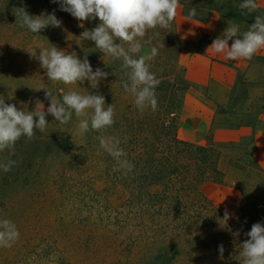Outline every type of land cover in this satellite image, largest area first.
Wrapping results in <instances>:
<instances>
[{
    "label": "trees",
    "instance_id": "obj_1",
    "mask_svg": "<svg viewBox=\"0 0 264 264\" xmlns=\"http://www.w3.org/2000/svg\"><path fill=\"white\" fill-rule=\"evenodd\" d=\"M21 7L33 16L54 13L62 25L32 33L17 22L14 12ZM217 9L209 3L205 14L196 8L197 15L191 18L190 9H184V17L201 21ZM80 23L52 0H0V84H9L0 89L5 103L18 109L23 101L27 102L24 105L36 103L45 94V89H36L44 87L60 101L68 91L101 94L105 108L112 104L115 111V122L106 130L90 129L76 140L79 119L73 113L68 124L56 121L55 133L45 139L22 136L14 149L0 152V163L15 161L12 171L0 169V220H10L20 233L12 247L0 248V264H90L94 256L83 254L95 242L104 260L113 258L112 264H239L241 244L248 239L244 233L252 224L264 223V169L246 158L249 140L218 144L208 137L205 145L196 146L177 137V93L189 86L179 52L186 44L193 46L192 52L196 42L180 39L176 19L168 29L147 31L140 42L158 48V54L148 62L159 81L158 107L141 111L122 86L121 61L103 56L93 41L80 37L83 31L95 28L99 19L84 21L83 27ZM52 46L80 59L87 53L93 71L101 68L109 75L96 89L87 80L74 85L48 80L38 56L40 49ZM30 52H36V57ZM163 52L166 63L161 69ZM179 66L176 82L172 78ZM101 135L121 141L126 158L134 165L131 172L117 170L116 161L100 148L97 137ZM79 168L87 173L80 177ZM89 178L93 189L81 193L80 182ZM205 183L238 189L240 197L227 222L202 194ZM87 192L95 200L84 199ZM57 202L68 204L63 209L70 216L73 206L94 208L100 215L94 216L92 211L93 215L87 212L85 216L94 222L97 218L105 227L101 232L57 233L50 227L53 219L46 221L51 206L53 211L62 209ZM237 230L240 235L234 237ZM127 234L134 242L122 262L119 251Z\"/></svg>",
    "mask_w": 264,
    "mask_h": 264
},
{
    "label": "clouds",
    "instance_id": "obj_2",
    "mask_svg": "<svg viewBox=\"0 0 264 264\" xmlns=\"http://www.w3.org/2000/svg\"><path fill=\"white\" fill-rule=\"evenodd\" d=\"M60 5L62 11L70 13L80 21L99 19L100 23L91 30H85L80 37L93 41L95 49L121 61L122 86L134 97L135 106L144 111L148 108L155 111L158 107L156 88L159 84L155 74L150 71L149 61L157 54L158 48L153 46L150 53L138 55L142 51L141 39L150 29L157 27L168 29L177 15L179 0H52ZM239 9L254 13L258 9L256 0H242ZM14 14L21 28H27L32 33H40L48 27L60 28L62 21L55 14L40 16L30 15L25 8H17ZM196 8L188 12L195 17ZM239 33V26L228 24L222 36L213 40L208 49L215 53H225L229 60L251 59L258 51L264 50V17L257 15L255 22L248 29ZM242 38H239L241 37ZM119 41L117 43L116 41ZM232 41L229 46V41ZM124 45H127L125 47ZM36 57V52H30ZM40 67L46 70L48 80L65 85H74L89 81L93 89L98 88L101 80L109 73L101 68H93L85 53L84 58L66 54L63 50L52 46L50 49H40L38 56ZM45 89V98L50 101L47 110L37 100L34 111L20 110L14 104L5 103L0 97V152L12 150L16 142L23 136L31 140L35 130L43 132L48 124L47 115L54 117L60 124H68L73 113L79 119L74 135H84L90 129L100 132L114 124V107L105 108V98L101 94L82 95L76 91H68L58 101L49 88ZM92 111L89 112L88 110ZM38 117V119H34ZM100 148L106 151L117 164V170L131 172L134 165L126 158L127 153L120 146L121 141L112 136H99ZM14 160L0 163V169L7 173L12 171ZM230 213L225 209L223 220L230 219ZM240 231L233 233L238 237ZM248 237L241 245L239 264H264V223L252 224L250 231L244 233ZM20 233L16 225L8 219L0 220V248H10L19 239ZM223 256V244L218 246Z\"/></svg>",
    "mask_w": 264,
    "mask_h": 264
},
{
    "label": "crops",
    "instance_id": "obj_3",
    "mask_svg": "<svg viewBox=\"0 0 264 264\" xmlns=\"http://www.w3.org/2000/svg\"><path fill=\"white\" fill-rule=\"evenodd\" d=\"M256 2L257 11L264 12V0ZM177 17L184 22L180 32L185 40L196 42L192 52L186 49L179 52L183 76L188 85L202 95L195 102L202 105L201 109L179 108L177 137L196 146L205 145L208 137L218 144H242L249 140L246 158L254 159L264 169V50L251 59L229 60L225 53L208 49L214 39L222 36L228 24L238 25V34L242 35L254 22L243 10L231 5L219 7L201 21L177 13L176 23ZM231 43L230 40L229 46ZM238 80L249 86L243 100L232 105ZM227 106L229 110L218 109ZM201 192L223 215L225 209L232 214V206L240 197L235 186L225 184L205 183Z\"/></svg>",
    "mask_w": 264,
    "mask_h": 264
},
{
    "label": "rangeland",
    "instance_id": "obj_4",
    "mask_svg": "<svg viewBox=\"0 0 264 264\" xmlns=\"http://www.w3.org/2000/svg\"><path fill=\"white\" fill-rule=\"evenodd\" d=\"M242 2V0H179V7L177 9V13L180 14L181 17H184V9L188 10L191 8H198V10L201 12V14H205V9L209 6V3L214 7V8H219L222 5H232V6H237ZM239 8V7H238ZM245 12V14L247 15V18L253 22H255V17L257 15H260L262 17H264V12H259L256 11L254 13H247L246 10H243ZM46 13V11H45ZM42 14L44 15V13L42 12ZM178 18V17H177ZM186 18V17H185ZM176 19V17H175ZM184 24L182 18H178L177 19V29L179 30V37L180 39L185 43V36H183L182 32H180V28L182 27L181 25ZM181 26V27H180ZM193 46L186 44L185 46H183V49L186 50H190L192 49ZM151 47L147 44H142V51L141 53H139L138 55H144V54H148L150 53ZM163 57L160 61V65H161V69H164L165 67V52L162 53ZM179 63L182 64V60L181 58L178 59ZM181 66L177 67L174 73V77L172 78L174 81L178 82V76L181 73ZM249 84L247 83H243L240 80H238L235 84L234 87V93H233V100H232V105L239 103L243 100L245 93H246V87H248ZM1 87H9V84L7 83H2L0 84V89ZM178 99H179V106L176 110V114H178L179 108L181 106L187 107L189 109L192 110H198L202 108V105L199 103H195L197 102L202 95L201 92L196 89L191 87L190 85L186 88V90H180L178 93ZM58 100V99H57ZM60 101V100H58ZM40 102L43 104L44 106V110H47V107L50 104V101L48 99L45 98V94L41 96ZM26 101H23L20 105V110H24L26 112H31L34 111L36 108V103H32L30 105H24L26 104ZM34 119H38V117H34ZM46 120L48 121V124L45 128V130L43 132H41L40 130L36 129L35 130V138H41V139H45L47 136H50L52 134L55 133V120L54 117L51 115H47L46 116ZM176 120H177V115H176ZM76 129L74 130V133L76 132ZM82 137V135H74V138L80 139ZM77 145V143H75ZM87 173V171L83 168H79L78 170V174L81 176H84ZM97 175V174H95ZM93 178V177H92ZM92 183L93 180L91 178L86 179V181H82L80 182V192L81 193H86V190L88 189H93L92 187ZM92 193V190H91ZM91 193L87 192L86 196L84 197V199H94L93 196L91 195ZM81 200V198L79 199ZM95 200V199H94ZM58 205H61L62 209L60 210L57 209L55 211L52 210L53 206H51V209H49V215L46 219L47 222L50 221V219L52 218L53 221H51V225L50 227L56 231L57 233L62 234L64 233H74L75 231H80V230H89V229H95L93 231H99L101 232L103 230L104 224L99 220H97L96 218V222L92 221L91 219H88L85 214L87 212H90L92 214V211L95 215H100V213L98 211H96L94 208H79V206H73V214L70 216L68 213L64 214L65 210L63 209L64 206L67 207V203L66 202H57ZM85 211V212H84ZM102 211V210H101ZM93 215V214H92ZM232 215V214H231ZM124 245L122 246V248L119 251V255L121 256L122 262L124 261L125 257L128 255V251H130L131 246H132V242H134V237H130L129 234L124 235ZM106 243V240H104V244ZM101 244L103 245V243L101 242ZM99 245V244H98ZM155 251V250H154ZM153 251V252H154ZM84 256L87 257H93L92 258V262L90 264H112V257H109L108 259L104 260L103 259V252L102 250H99L96 242L94 243V246H92L91 244L88 246V251H86L84 254ZM114 261V260H113ZM145 264H152L151 262H144ZM113 264H115V262H113Z\"/></svg>",
    "mask_w": 264,
    "mask_h": 264
}]
</instances>
